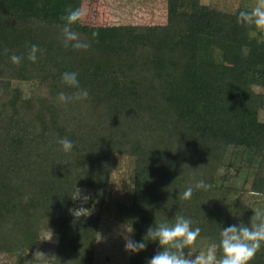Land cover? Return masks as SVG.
Segmentation results:
<instances>
[{"label": "trees", "instance_id": "1", "mask_svg": "<svg viewBox=\"0 0 264 264\" xmlns=\"http://www.w3.org/2000/svg\"><path fill=\"white\" fill-rule=\"evenodd\" d=\"M184 1L166 0L164 24H73L87 49L65 46L64 24L0 22V253L15 264H34L43 231L59 234L51 264L95 263L103 206L75 216L72 198L76 184L106 193L116 156L133 161V240L183 215L201 229L185 254L206 252L222 227L264 208V27L238 22L251 8ZM65 71L78 73L87 98L58 100L77 92ZM230 148L259 153L247 186L218 178ZM199 179L211 187L183 199ZM149 239L128 264L160 250ZM250 264H264V245Z\"/></svg>", "mask_w": 264, "mask_h": 264}, {"label": "rangeland", "instance_id": "2", "mask_svg": "<svg viewBox=\"0 0 264 264\" xmlns=\"http://www.w3.org/2000/svg\"><path fill=\"white\" fill-rule=\"evenodd\" d=\"M9 3V4H8ZM19 4V5H18ZM196 4L234 11L238 7L264 8L261 0H185L184 8L193 9ZM80 8L83 16L77 23L94 25L164 24L167 20L166 0H0V22H39L63 25V17L69 10ZM226 62H231L225 58ZM261 90V87H256ZM264 120V107L260 111ZM252 148H230L225 166L220 170L219 180L227 184L249 185L258 154ZM133 161L116 156L109 190L102 188H80L81 197L75 199L72 210L84 207L89 213H97L103 206V218L98 238V249L94 264H128L129 252L124 248V238L128 236L127 222L131 209V182ZM87 194L88 199L83 196ZM103 201V203H102ZM78 213H88L81 210ZM59 234L43 231L34 254V264H51L55 244ZM204 252H191L194 258ZM0 264H15L14 259L0 253Z\"/></svg>", "mask_w": 264, "mask_h": 264}, {"label": "clouds", "instance_id": "3", "mask_svg": "<svg viewBox=\"0 0 264 264\" xmlns=\"http://www.w3.org/2000/svg\"><path fill=\"white\" fill-rule=\"evenodd\" d=\"M264 4V0H261ZM83 16L80 8L72 9L63 17L66 23L63 26V37L65 46L71 43V46L76 49H87L90 43L82 41L76 31L72 30V25L79 22ZM238 22L255 24L258 27H264V8L256 7L251 11L241 10L238 14ZM97 33H93V36ZM38 46L33 44L28 54V59L35 62L37 60ZM13 63H20L22 57L12 54L10 57ZM62 81L68 86L77 89L74 97H68L64 92H59L57 98L60 102H67L69 99H85L88 97V89L80 87L78 73L75 71H65L61 73ZM58 143L62 146L65 152H70L73 148V142L68 138H60ZM211 187L204 179H199L194 186L189 185L183 192V199L188 200L192 197L194 188L199 190H207ZM82 190L75 188V198L81 197ZM84 200L88 199L87 194L83 196ZM81 210L89 209L80 207L71 210L76 216ZM231 214L233 212L231 211ZM241 214V213H239ZM235 214V215H239ZM133 229V228H132ZM133 230H127L132 233ZM200 227H192L190 218L183 215H177L175 222L160 223L156 226H149L145 236L136 241L131 236L124 238V248L132 254L139 253L147 247L145 237H149L148 241L158 242L159 251L156 252L147 264H250L257 251L264 245V208H256L253 210V215L250 218V223L245 224H230L227 227H222L220 231L219 243L211 244L206 252L196 255L194 258L185 254L186 246L192 245L200 235ZM222 251V255L217 258V249Z\"/></svg>", "mask_w": 264, "mask_h": 264}]
</instances>
